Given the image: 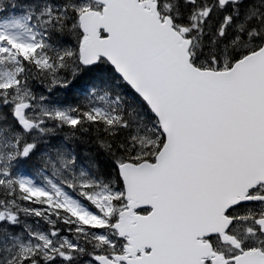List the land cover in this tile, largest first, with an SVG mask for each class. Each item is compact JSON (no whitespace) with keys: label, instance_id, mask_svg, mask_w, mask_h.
<instances>
[{"label":"snow or ice","instance_id":"snow-or-ice-1","mask_svg":"<svg viewBox=\"0 0 264 264\" xmlns=\"http://www.w3.org/2000/svg\"><path fill=\"white\" fill-rule=\"evenodd\" d=\"M0 264H264V0H0Z\"/></svg>","mask_w":264,"mask_h":264}]
</instances>
